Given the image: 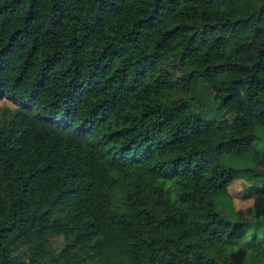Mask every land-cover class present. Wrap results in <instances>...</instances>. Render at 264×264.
Masks as SVG:
<instances>
[{"label": "trees", "instance_id": "trees-1", "mask_svg": "<svg viewBox=\"0 0 264 264\" xmlns=\"http://www.w3.org/2000/svg\"><path fill=\"white\" fill-rule=\"evenodd\" d=\"M2 97L0 264H264V0H0Z\"/></svg>", "mask_w": 264, "mask_h": 264}, {"label": "rangeland", "instance_id": "rangeland-1", "mask_svg": "<svg viewBox=\"0 0 264 264\" xmlns=\"http://www.w3.org/2000/svg\"><path fill=\"white\" fill-rule=\"evenodd\" d=\"M7 107L15 108L16 104L9 100L7 97L0 98V115ZM256 136V132L253 126L245 128L241 134V141L238 147V152L243 153L250 149L252 142ZM241 164L240 162H238ZM232 164H235L232 162ZM228 192L231 196L232 204L235 208H244L252 203V199L255 195L254 192H248L246 189L245 180L239 178L234 180L228 186ZM51 244L59 250L64 244V237L62 234H54L51 236Z\"/></svg>", "mask_w": 264, "mask_h": 264}]
</instances>
